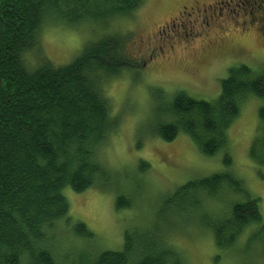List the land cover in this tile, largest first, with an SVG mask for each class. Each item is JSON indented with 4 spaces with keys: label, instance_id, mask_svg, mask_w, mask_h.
Here are the masks:
<instances>
[{
    "label": "trees",
    "instance_id": "1",
    "mask_svg": "<svg viewBox=\"0 0 264 264\" xmlns=\"http://www.w3.org/2000/svg\"><path fill=\"white\" fill-rule=\"evenodd\" d=\"M144 4L145 0H0V264H187L164 238L168 225L158 220L174 209L186 221L190 213L198 217L196 224L213 233L220 252L248 255V247L258 246L257 264H264L261 201L234 172L229 150L228 131L242 104L252 96L264 98V72L244 64L230 69L215 101L185 91L164 95L163 108L156 101L155 114L162 118L156 135L173 142L183 134L204 157L223 153L224 171L177 188L163 202L153 226L139 221L125 232L121 250L81 251L72 257L74 251L64 254L60 249L59 227L80 239L94 237L86 224L72 225L64 192L70 188L83 193L99 180L110 179L99 152L118 133L120 119L112 115L106 81L140 69L129 52L131 32L110 25L130 19ZM51 21L69 26L95 23L106 30L71 63L57 66L44 59L31 68L25 58L38 47L37 35ZM263 26L255 28L261 31ZM249 157L264 169V106L258 111ZM151 168L146 161L139 164L142 174ZM259 175L263 178L262 171ZM224 193L233 199L220 208L216 199ZM132 206L130 197L117 195L118 211ZM244 233L246 246L239 247Z\"/></svg>",
    "mask_w": 264,
    "mask_h": 264
},
{
    "label": "rangeland",
    "instance_id": "2",
    "mask_svg": "<svg viewBox=\"0 0 264 264\" xmlns=\"http://www.w3.org/2000/svg\"><path fill=\"white\" fill-rule=\"evenodd\" d=\"M256 1L251 7L245 1L241 10L234 3L222 11L205 13L202 9L207 0H145L144 6L133 17L110 25L113 30L131 32L129 52L140 69L126 71L120 77L106 81L112 115L120 119L118 133L110 137L99 152L110 179L108 182L99 180L83 193L70 188L65 190L72 225L86 224L94 237L87 241L59 227L61 236L58 239L64 254L74 251L71 256L75 257L81 251L121 250L125 232L139 221L153 226L152 221L163 202L177 188L190 180L224 171L223 153L204 157L183 134L173 142H165L156 135L162 119L155 114L156 101L163 108L164 95L172 97L185 91L212 102L218 99L221 81L228 77L231 68L244 64L257 73L264 72V34L255 28L260 24L259 14L253 11L259 4ZM232 8H236V13ZM198 16L202 17L197 24V33L206 36V40L212 39L209 46H202L201 37L195 40L190 36V22ZM256 18L257 21H253ZM105 30L101 24L83 22L69 26L51 21L39 31L38 47L25 61L31 68L44 59L57 66L69 64L88 43L99 40ZM263 106L264 98L252 96L247 99L242 104L240 116L228 131V137L229 150L235 161L234 172L244 180L249 192L260 199L264 215V169L260 170L249 157V148L258 128V111ZM141 161L152 167L145 174L139 169ZM119 193L133 200L132 208L116 209ZM230 199L232 196L224 193L216 200L220 208H226ZM220 208L217 207V211ZM182 214L174 209L158 220L165 221L164 226L168 225L164 229V238L182 254L187 264H257L260 261L257 255L260 249L254 245L248 247L252 257L249 252L248 255L237 252L239 256L220 252L213 233L196 224L198 217L190 213L186 221ZM247 234L244 233L239 247L246 246ZM219 254L221 257L217 262Z\"/></svg>",
    "mask_w": 264,
    "mask_h": 264
},
{
    "label": "flooded vegetation",
    "instance_id": "3",
    "mask_svg": "<svg viewBox=\"0 0 264 264\" xmlns=\"http://www.w3.org/2000/svg\"><path fill=\"white\" fill-rule=\"evenodd\" d=\"M245 1H246V4L251 7L252 3L253 2L255 3L256 0H239V1L238 0H212V1H207V2L203 3V9L202 10L205 13H208L210 10H217V9H220L222 11L224 7L225 8H230V7H232V4H234V3H235L236 8L241 10L245 6V3H244ZM257 2L258 1H256V3ZM258 3L259 4L257 5V8L254 9L253 11L256 12L257 14H259L258 20H259V23L262 26V24L264 23V0H260V2H258ZM236 8H232L231 10L234 13H236ZM186 9L187 8L184 7V10H186ZM253 11H251V12L253 13ZM220 15L222 16V13ZM200 17H202V16H198V17H196L194 20H192L190 22V25H191V34H190V36L191 35L194 36L193 39H195V40H196L197 37H201L202 46H209L210 44H212V39L206 40L207 37L206 36L205 37L200 36V34H198L197 30H196L197 29V24L199 22ZM255 20L257 21V18L254 19L253 21H255ZM209 25H210V23L207 26H209ZM184 27L185 26L180 27V28H184ZM262 28L263 29L260 32H262L264 34V26ZM187 37H188V35H187ZM171 47L174 49L173 45Z\"/></svg>",
    "mask_w": 264,
    "mask_h": 264
}]
</instances>
